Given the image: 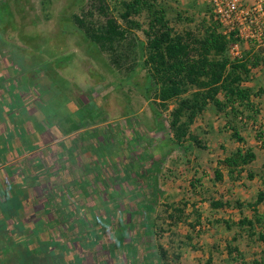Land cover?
Instances as JSON below:
<instances>
[{"label": "rangeland", "instance_id": "obj_1", "mask_svg": "<svg viewBox=\"0 0 264 264\" xmlns=\"http://www.w3.org/2000/svg\"><path fill=\"white\" fill-rule=\"evenodd\" d=\"M93 1L0 0V134L8 131L9 148L20 150V141L28 152L17 153L18 165H24L36 185L58 201L53 213L62 219L59 231L65 238V230L73 229V235L77 234L73 241L78 239L77 251L87 264H153L155 258L145 250L148 246L151 250L169 246L170 255L176 247L175 236L189 233L195 238L182 249L180 260L173 263L169 259L167 264H203L209 255L213 264H250L264 253V243L250 241L236 228L226 231L221 225L208 226L202 219V226L193 231L187 226L195 215L192 204L203 219L237 221L235 209L214 210L211 201L241 198L247 202L256 195L251 187L209 180L215 160L236 149L227 134H220L214 107L208 103L205 114L197 115L191 127L192 132L207 133L202 135L206 151L194 147L188 157L180 150L163 155L161 148L172 136L168 114L163 112L157 120L149 102L137 92L144 83V72L128 74L115 69L106 52L73 21V15L90 9ZM116 1H110L114 16ZM162 1L194 21L179 23L177 29L188 26L194 30L203 18L211 17L203 0ZM174 13L171 17L175 18ZM134 34L138 40L145 39L140 31ZM20 71L24 75L18 77ZM243 85L255 92L264 87V78L251 75ZM257 101L264 125V94ZM245 129L246 146L257 153L259 167L264 151L255 145L253 132L249 137L251 128ZM152 186L159 194L151 213L153 220L160 219L154 230L158 235L167 215L164 205L188 204L186 222L171 228L162 225V236L142 234L141 205L137 203L152 192ZM259 211L264 214V205ZM234 235L238 240L232 243ZM172 239L173 245L168 242ZM226 242L237 247L242 263L229 260ZM13 251L14 264H42L28 258L25 249Z\"/></svg>", "mask_w": 264, "mask_h": 264}, {"label": "trees", "instance_id": "obj_2", "mask_svg": "<svg viewBox=\"0 0 264 264\" xmlns=\"http://www.w3.org/2000/svg\"><path fill=\"white\" fill-rule=\"evenodd\" d=\"M110 1L94 0L90 9L83 10L80 15H73V21L91 42L106 52L115 69L125 70L128 74L137 70L144 72V83L137 87V92L149 102L157 120L162 117L163 112L168 114L166 122L172 136L169 144L161 148L162 154L180 150L188 157L194 147L200 151L207 150L202 142V135L207 133L192 132L191 127L197 115H201L209 103L225 123L220 134H227L230 142L243 145L242 149H236L215 160L210 182L218 184L227 181L233 184L243 179L252 180L258 174L249 168L255 161L256 154L252 148L245 147L247 141L242 132L249 126V137L253 132L252 137L264 150V125L259 120L261 109L257 101L264 91L258 89L252 92L243 84L251 80L250 69L261 62V52H243L242 60H232L228 47L237 40L233 36L227 38L222 34L219 23L213 19L207 6L206 13L211 17L203 18L193 30L188 26L177 29L179 23L190 25L194 21L183 17L162 0H118L113 7L117 16L113 15ZM173 11L175 18L171 17ZM144 25L147 28L144 29ZM137 31L144 35L143 41L137 39L134 34ZM244 173L246 176L243 178ZM259 173L262 190L252 202H241L239 198L211 201L214 210L235 209L241 216L238 221L229 218L215 221L203 219L192 204V213L195 215L191 216L193 223H187V226L193 231L196 226H202L204 220L208 226L221 225L226 231L236 228L244 231L250 241L264 243V214H260L257 209L264 203V171ZM241 184L244 186V183ZM190 186L192 189L196 188L194 183H190ZM149 188L152 192L137 203L141 205L142 234L162 236V225L171 228L177 223L186 222V201L179 207L175 203L164 205L167 215L164 220L161 219L158 235L154 230L160 219L156 222L151 213L159 194L153 186ZM247 209L253 213L251 219L243 215ZM72 231L73 229L68 233ZM194 238L191 233L180 238L175 236L176 247L170 255L169 246L167 249L157 246L155 250L147 249L148 246L145 250H149L155 258L153 264H167L169 259L176 263L181 258L182 249L191 244ZM231 240L232 243L237 242L238 236H232ZM168 242L173 245V239ZM232 243L226 242V254L229 260H239L242 263V254ZM190 246L196 250L193 245ZM203 264H213L212 255ZM250 264H264V253Z\"/></svg>", "mask_w": 264, "mask_h": 264}, {"label": "flooded vegetation", "instance_id": "obj_3", "mask_svg": "<svg viewBox=\"0 0 264 264\" xmlns=\"http://www.w3.org/2000/svg\"><path fill=\"white\" fill-rule=\"evenodd\" d=\"M17 75L21 77L24 73L21 75L20 71ZM26 80L29 86V79ZM7 133L0 134V264H14V249H25L28 258L33 257V262L36 259L42 264H87L77 251L75 244L78 239L73 241L77 234L68 233L66 229L63 238L59 231L62 219L53 213L58 201L48 197L36 185L35 178L24 165H18L19 161L15 159L17 153L25 155L28 152L20 141V150L9 148L12 143L5 139ZM10 137L12 141L13 135L10 134ZM32 189L36 191L31 193ZM53 214L54 217L50 218ZM65 219L71 220L70 217ZM77 237L83 236L79 234ZM22 243L25 245L21 246Z\"/></svg>", "mask_w": 264, "mask_h": 264}, {"label": "built area", "instance_id": "obj_4", "mask_svg": "<svg viewBox=\"0 0 264 264\" xmlns=\"http://www.w3.org/2000/svg\"><path fill=\"white\" fill-rule=\"evenodd\" d=\"M227 38L237 41L228 47L232 60H242L243 52H261V62L251 75L264 78V0H203Z\"/></svg>", "mask_w": 264, "mask_h": 264}, {"label": "crops", "instance_id": "obj_5", "mask_svg": "<svg viewBox=\"0 0 264 264\" xmlns=\"http://www.w3.org/2000/svg\"><path fill=\"white\" fill-rule=\"evenodd\" d=\"M261 89L264 91V87H261ZM208 108L209 107H207V110H208ZM205 114V112H203L202 114H201V116H203ZM216 120H217V122H218V124L220 125V132H221V129L223 128V126H224V122H222L220 119V117L216 114V112H215V117H214ZM0 125H1V121H0ZM263 130H264V128H263ZM223 131V130H222ZM255 141V140H254ZM233 144H235L236 145V149H242L243 148V145H241V144H237V143H233ZM255 145H257V147L259 148V149H261L260 148V146L258 145V143L256 142V144ZM245 147H248V146H246L245 145ZM235 149V150H236ZM262 151H264L263 149H261ZM254 151V150H253ZM254 153L256 154V159H255V161L250 165V170H252V171H254L255 173H258V174H256V176L255 177H253V179L252 180H249V181H245L244 179L243 180H241L240 182H235V183H233V184H231V185H234V186H237L238 188H249V187H251V189H256V194L258 193V192H260L261 190H262V186H261V178H260V173L259 172H263L264 171V163H261L260 165H259V167H258V163H260V162H258V160H259V158H258V156H257V153L254 151ZM7 165H8V163H7ZM5 166H6V164H5ZM246 176V173H244V174H242V177L244 178ZM241 183H244V186H242V184ZM250 189V188H249ZM256 196V195H255ZM255 198V197H254ZM239 200L241 201V202H244V200L243 199H241V198H239ZM254 199H252V200H249V201H247V202H252ZM262 205H264V203H262V204H260L258 207H257V209H258V211H259V207L260 206H262ZM247 212H250V214L251 215H248V213ZM247 212H246V214H245V211H244V213H243V215L244 216H246L247 218H249V219H251L252 217H253V213L251 212V210H249V209H247ZM259 213H260V211H259ZM260 214H263V213H260ZM238 215H239V213H238ZM240 215H239V219H240ZM238 219V220H239ZM237 220V221H238ZM236 222V221H235Z\"/></svg>", "mask_w": 264, "mask_h": 264}]
</instances>
